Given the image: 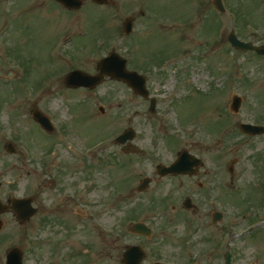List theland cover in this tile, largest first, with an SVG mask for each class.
<instances>
[{
    "label": "rangeland",
    "instance_id": "374dc122",
    "mask_svg": "<svg viewBox=\"0 0 264 264\" xmlns=\"http://www.w3.org/2000/svg\"><path fill=\"white\" fill-rule=\"evenodd\" d=\"M10 1L0 0V29L10 26L0 38V182L15 185L16 196L26 193L30 169L25 167L24 161L29 156L25 154L24 145L33 157L40 158L49 153L48 169L55 174L60 170L61 159L73 150L69 142L64 145L60 140L56 142L60 137L56 132L52 136L55 138L52 152H43L42 147L51 141L31 119L37 96L45 98L37 99L40 102L37 105L52 113L49 114L55 122L63 121V127L77 143L74 150L83 154L91 143L107 135L112 139L129 126L134 128L135 143L142 145L146 153L119 154L117 145L111 143L110 154L117 153L113 163H128L124 167H113V200L125 198L128 188L136 185L143 176H153V166L158 160H172L176 151L185 145L200 150L195 141L199 137L203 146L209 149L206 160H217L216 149L218 145L222 147L225 194L220 203L224 218L219 231L217 227L207 228L202 224L201 232H195L193 218L198 220V216L182 211L174 216L179 224L172 240L177 242L182 253L192 251L188 247L194 248L193 245L194 250H203L204 264L211 263L216 257L222 264L220 257L227 243L230 251L235 253V264H264V135L247 140L237 134V125L241 121L264 125V56L236 50L227 39L230 30H234L242 40L264 43V6L259 4L260 0H224L227 11L218 13L219 17L213 10L212 0H119L113 7L97 6L86 0L76 11L62 9L51 0ZM141 9L144 15L139 13ZM132 11L137 20L134 32L128 35L127 45L132 52L129 61L143 70L147 68L144 71L149 73L150 87L158 93V112L152 114L145 112L142 98L125 86L110 84L96 94L85 96L82 90H67L63 84L64 75L74 64L80 63V57H89L86 60L93 57L92 61H98L109 42L104 40L108 34H111L113 44H119V39L125 36L119 24ZM60 32L66 36L68 33L87 35L83 38L75 35L74 38L75 43H85V46L83 49L77 47L75 52L69 48L55 52L57 54L51 51V55L46 48L53 44L55 33ZM117 48L121 53L128 51L124 40ZM207 48L212 53H205ZM7 51L10 52L9 59L6 58ZM20 62L25 66L24 74L16 65ZM9 71L14 72L12 76H8ZM107 94L109 97L105 99ZM232 94L242 98L237 113L229 109ZM100 105L105 108L104 114L98 111ZM7 141L25 152L23 156L7 153L4 149ZM58 155L62 157L58 158ZM102 155L103 151L94 154L91 160L80 162L96 164ZM234 157L238 158L231 167L235 181L230 184L228 167ZM46 173L50 175L49 171L44 175ZM69 180H75V177ZM4 185L2 189L6 191ZM120 203L123 207L124 201ZM122 209H113L112 215L107 214L104 220L116 228L121 236L118 240H129L125 221L123 226L114 224L120 218L136 216V208L128 215L122 214ZM38 216H34L31 227L11 220L8 225H3L0 249L20 246L26 264L116 263V255L113 259L103 255L89 257L91 253L87 246H92V242L96 252H102V238L95 233L86 236V226L79 225L80 221L83 224L82 216V220L73 215H66L68 219H64L67 226L78 224L74 235L78 238L69 244L63 240L64 225L50 226ZM50 219L58 221L56 219L60 218ZM164 223L162 220L161 224ZM248 228L251 230L242 235ZM29 235L32 242L28 240ZM51 237L55 240L51 241ZM220 237L224 246L219 244V249H215L214 240Z\"/></svg>",
    "mask_w": 264,
    "mask_h": 264
},
{
    "label": "flooded vegetation",
    "instance_id": "af4514ba",
    "mask_svg": "<svg viewBox=\"0 0 264 264\" xmlns=\"http://www.w3.org/2000/svg\"><path fill=\"white\" fill-rule=\"evenodd\" d=\"M118 1L119 0H107L105 5L113 7L116 5V3H118ZM51 3L59 6L54 0H51ZM259 4L264 6V0H260ZM139 13L143 14V10H139ZM127 15H131L134 19L132 27V30H134L137 17H135L134 11L128 13ZM119 26L121 29L122 22L121 25L119 24ZM76 35L81 34L79 33ZM127 36L120 38L119 44L124 40L128 49L126 52H129V47L127 45L128 42H126ZM111 39V34H108L105 37L104 40L109 42L101 56L106 55L112 49H115L116 51L119 50L117 48L119 44H113V40ZM52 41L54 46H58L60 41H65L62 46H66V43L69 44L67 45V49L69 48L73 52L76 51L77 47L80 46L83 49L85 46V43H75L74 39H71L70 36H66V34L63 33H55ZM94 45L95 44L93 43V47ZM58 48H60V45ZM46 49L48 50V48ZM92 59L93 57L89 60H86L85 57H81L78 61L80 63L73 65L71 69L80 68L86 72L95 73L97 71L96 62L95 60L92 61ZM129 64L130 69L137 70L140 73L144 72L146 74V82L148 83L147 77H150L149 73L147 74L138 65H132L130 61ZM48 76L49 74L47 73V77ZM56 77L60 78L61 76L56 75ZM46 83L49 84V81H46ZM115 83L127 87L123 82L111 80L105 77L102 82L94 89L80 87L73 90H82V93L87 96L89 94H96L98 90L106 87V85L109 86L110 84ZM66 88L71 90V88ZM108 97L109 94L105 96V99ZM38 99L44 100V98ZM142 102V104L146 106V104L150 103V100L142 98ZM144 115H146L145 112ZM105 116L107 117L106 114ZM141 139L142 138H140V140ZM135 141H137L136 137H134L132 142L135 143ZM70 142H72L74 146L77 147V144L74 142V140ZM197 142L198 145H200V150H192L191 146L189 145L181 147L182 149H188L190 153L202 159L201 162L197 163V166H193L191 171L193 172L192 175L177 174L160 177L154 173V166H156L155 164L151 174L153 176L150 178V184L145 187V191H137V187L140 182V180H138L136 185L128 188L127 196L125 198L114 200L112 199V171L114 166V160L112 159L117 156V153L120 154V152H122V145L115 144L118 147V152H115L111 155V150H109V148L112 147L111 135H107L106 137H103L88 145L87 147L91 148L89 154L80 155L76 154L74 151H71L66 158L61 159L58 167L60 170H57V174H55V171L51 173L52 171L48 169V153L46 156H42L43 161L36 160L35 165L38 166L39 171L36 173V177L33 176V179H30V182L27 186V191L23 196H25L30 201V205L37 210L34 216L40 215L38 217H42V219L48 221L47 223L50 226L54 225L57 228L60 227L58 226L60 224L65 226L63 234V240L65 243H75V240L78 238V236H74L76 234L75 227H77L78 224L73 226L65 225L64 219H68L66 215H73L79 219L80 216L92 218L85 219L84 224L81 225L86 226V232L89 233H97L95 230L97 221L104 224L106 227L105 230L98 228L100 232L99 236L102 238L100 241V249L102 252L97 253L95 244L92 242V246H87L89 252L91 253L89 256L90 258L96 255H103L108 259H113L114 255H116V263L114 264H121V257L124 250L130 245H137V247L143 249V257L139 264H153L154 262H162V264H177L176 260L183 259L186 260L184 262L185 264H204L201 254H204L203 250H194L195 245H193L194 248L191 246L188 247L192 249V251L187 250V252L184 251V253H182V251L179 249L180 247L177 248V242L172 240V235L176 232L177 226L179 224L175 220L174 216H177L182 211L184 213L198 216V220L193 218V223H196L194 226L195 232H198L199 230V232H201L203 229L202 224L207 228L217 227L219 231V225L212 224L211 219L212 212L215 211V209H218L216 207L217 204L214 202H221L225 194V170L223 163V152H221L220 149L222 147L218 145L216 149L218 159L209 161L205 158V154H207L209 151L208 147L203 146V141ZM97 143L100 144L98 147ZM51 147H53V145ZM51 147L46 145L43 152H52ZM142 148L144 149L143 146ZM102 151L104 152V155H102L101 158L96 161V164H85L80 162L81 160L86 161L90 159V157L92 158L94 154ZM143 152L144 151H142L141 154ZM57 157L61 158L62 156L58 155ZM117 158H120V156ZM170 162L171 160L163 161L162 163L169 164ZM123 164L127 165L128 163L124 162ZM45 171H49L50 175L47 173L44 175ZM73 177H75V180H69ZM3 185L4 184L0 182V201L2 204L6 205L7 208L0 212V219H2L3 225H8L10 220L11 222L16 223L15 213L11 209V207L14 209L11 201L15 197L14 194L16 193V190L13 185L9 184L4 185L5 187L7 186V190L4 191L2 189L4 188L2 187ZM186 199H188L191 204L190 208H187L184 205V201ZM122 201H124L123 207L120 203ZM168 201L174 202L169 203ZM182 201L184 206L181 204ZM117 208H123L121 212H123L122 214L125 215L130 214L131 210L136 208V216H126L125 220H121L120 218L114 224L123 226L125 221L127 225V235L132 238L126 242L118 243L120 244L119 246L115 245L117 242L112 241V227L106 222V220H104V216L107 214L112 215L113 209ZM34 216L28 221L27 227H31ZM54 216L60 218L61 221H53L50 219ZM117 218L118 217H116V219ZM91 220H94L93 227L88 225ZM162 220H164V224H161ZM134 222H142L146 224L151 229V235L148 237L130 232V225ZM191 225L192 223L190 226ZM54 226L52 229H54ZM28 239L31 240L32 236L29 235ZM50 240L52 241L55 239L50 238ZM203 240L206 241L205 239ZM214 242L216 247L215 249H219L218 240H214ZM9 248L10 247L7 246L4 249H0V264H4L5 254ZM177 249L179 250L177 251ZM2 250L3 252L1 254ZM88 250H84V252H87ZM216 251L219 254V250ZM220 258L222 263L223 255ZM209 264H219V257L213 258Z\"/></svg>",
    "mask_w": 264,
    "mask_h": 264
},
{
    "label": "water",
    "instance_id": "95a60500",
    "mask_svg": "<svg viewBox=\"0 0 264 264\" xmlns=\"http://www.w3.org/2000/svg\"><path fill=\"white\" fill-rule=\"evenodd\" d=\"M60 2L63 6L67 8H79L81 5L80 0H56ZM97 3H104L106 0H94ZM214 5L220 8V1L214 0ZM126 24V23H125ZM127 28H129V25H127ZM229 42L231 45L235 48H239L242 50H254L258 54H264V45L261 46H255L251 42H245L239 40L236 35L231 32L228 37ZM98 75H88L80 70H74L70 72L66 76V84L70 86H89L94 87L97 85L102 77L104 75H108L113 79H118L125 81L133 87V89L140 94H144L143 91V79L137 75L135 72H130L126 70L125 67V60L121 58L119 55L112 53L109 56L102 58L98 63ZM240 104V98L237 96L232 97V103H231V109L236 111ZM34 118L39 121L44 127L49 129V125L46 122V119H44L43 116L39 112H34ZM241 130L245 133L249 134H260L264 132V128L262 126H253L248 124H241L240 126ZM134 135V132L131 128L127 130L124 134L120 135L116 141L118 142H124L125 139L132 138ZM6 148L8 151L12 152V144L8 143L6 145ZM198 159H196L194 156L190 155L186 150L180 151L177 154L176 160L168 167H158L160 175H164L166 173H187V171L190 170L191 165H193ZM191 174V172H188ZM148 182L147 179H144L142 181V185L139 187V190L144 189L143 185H146ZM13 205L16 207V218L20 220L21 222L27 221L34 213L35 209L30 207V204L28 203L27 199H20L13 201ZM1 211V210H0ZM215 219H219L220 216L216 214L214 216ZM136 229H142L143 226L136 224L134 225ZM229 257L230 255L227 253L225 255L226 258V264H229ZM139 260L135 261L132 264H138ZM124 264H129L128 260L126 258V253L124 254L123 259ZM6 264H22V252L18 247H15L11 250H9L7 256H6Z\"/></svg>",
    "mask_w": 264,
    "mask_h": 264
}]
</instances>
